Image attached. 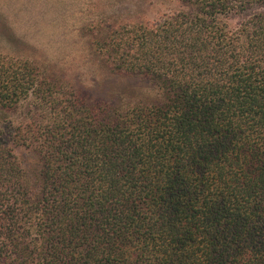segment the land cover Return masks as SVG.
<instances>
[{
  "label": "trees",
  "instance_id": "16d2710c",
  "mask_svg": "<svg viewBox=\"0 0 264 264\" xmlns=\"http://www.w3.org/2000/svg\"><path fill=\"white\" fill-rule=\"evenodd\" d=\"M166 1L9 30L0 264H264V0Z\"/></svg>",
  "mask_w": 264,
  "mask_h": 264
},
{
  "label": "rangeland",
  "instance_id": "374dc122",
  "mask_svg": "<svg viewBox=\"0 0 264 264\" xmlns=\"http://www.w3.org/2000/svg\"><path fill=\"white\" fill-rule=\"evenodd\" d=\"M88 0H0V50L6 51L5 41L14 34L27 42L44 48L51 41L68 42L79 40L76 33L69 32L82 26L79 11L87 6ZM81 7V8H80ZM174 4L166 0H152L147 11L148 19H154L169 12ZM87 13L95 8L86 7ZM58 20V21H57ZM5 25L7 27H5ZM12 29L11 36L9 30ZM65 37V39H64ZM16 44V41L13 43ZM14 47V46H13ZM16 51H19L15 47ZM13 50V49H12ZM15 51V50H13Z\"/></svg>",
  "mask_w": 264,
  "mask_h": 264
}]
</instances>
